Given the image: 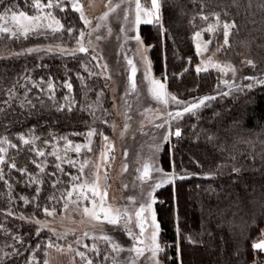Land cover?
<instances>
[{
	"label": "trees",
	"instance_id": "trees-1",
	"mask_svg": "<svg viewBox=\"0 0 264 264\" xmlns=\"http://www.w3.org/2000/svg\"><path fill=\"white\" fill-rule=\"evenodd\" d=\"M31 5L32 0H0V16L9 8L32 15L36 9ZM161 5L160 22L139 28L153 76L181 101L216 97L182 118L181 135H174L161 154L165 171L185 176L155 194L165 264H264V253L252 248L264 240V85L249 90L245 86L251 82L243 79H264V0H161ZM63 6L64 11L45 9L62 23L60 32L27 38L0 34V139L17 145L8 148L7 156L17 169L27 170L21 175L7 164L0 166L5 173L0 180V264H29L34 257L41 264L47 245L55 241L36 221L44 219L45 208L61 211L62 193L82 177L76 163L58 159L50 149L81 144L91 130L105 133L112 118L111 85L98 56L42 49L73 48L79 32H88L71 3L64 0ZM214 13L237 25L227 46L222 27L214 33L220 57L237 70L232 86L222 84L215 69L196 71L195 34L215 22ZM29 133L38 137L31 147L45 156L17 139Z\"/></svg>",
	"mask_w": 264,
	"mask_h": 264
},
{
	"label": "rangeland",
	"instance_id": "rangeland-1",
	"mask_svg": "<svg viewBox=\"0 0 264 264\" xmlns=\"http://www.w3.org/2000/svg\"><path fill=\"white\" fill-rule=\"evenodd\" d=\"M68 1L71 3V0ZM79 3L82 5L85 16L91 21L87 26L88 32L85 34L86 46L89 48V52L98 56L106 77L110 81L113 101L110 110L112 118L107 132L95 131L97 134L90 138L87 135L88 133L86 134L84 142L78 143L82 145L79 153L75 151L76 144H67L61 148L52 147L50 154L76 163L82 177L74 185L98 183L101 192H107L104 204L113 209H119L121 212L126 210L131 216V222L122 220L119 225H112L104 220L102 214L99 220H94L83 213L84 206L92 208L88 201H83L80 205L68 201L67 208L63 205L61 211L54 212L52 216L46 214L44 219L39 221L40 230L48 231L52 241H55L53 247H46L41 264H44L45 261H47V264H86V261L77 254L79 252H83L89 259H92L93 264H112L111 259H103L105 255L120 258L134 255V253H129L126 250L119 254L113 253L108 242L100 237L109 236L125 249L133 245L127 230H131L133 233L139 232L135 212L139 205L147 199L146 193L150 190V185L160 179V174L153 171V179L142 182L139 179L142 167L145 163H149L162 168L160 159L164 146L166 143L171 142L174 132L182 120H170L167 117V112L176 111L177 106L169 101L168 106L165 107L153 99L149 92L151 87L149 81L151 79L165 82L153 76L148 57L149 48L145 47L142 41L137 43L136 40L131 39L137 34V31L130 30L132 29L131 21L134 18V11H130L128 22L123 19L125 9L134 8V0L131 6L121 4L119 8H115V5L121 3V0H111V3H109V0H79ZM142 3L145 7H150V0H142ZM113 8H115V11L111 10ZM105 13H108V18L101 19ZM36 14L37 10L32 15ZM42 23L46 25L50 21L45 20ZM157 23L154 21L152 25ZM213 23L209 21L207 26L209 27ZM206 29L205 32H208ZM215 31L208 32L210 38L204 37L205 32L203 30L200 32L201 36L199 38H194L198 54V67L215 69L220 73L222 84L232 86L237 79V70L233 64L220 57L219 45L214 43V39H216ZM89 33L91 35H88ZM53 34L55 33L50 29L42 27L36 32H29L27 37ZM97 36L100 39H97ZM19 38L24 37L20 36ZM209 41L211 43H208ZM197 45L200 46L199 51ZM49 46L43 45L42 49H48ZM52 47L51 52L61 53L55 46ZM76 47L77 44L73 48H63L71 50ZM129 59L133 61L137 69L134 77L137 86L135 92L129 91V76L131 75V69L127 62ZM214 64L231 65L235 69V73L228 71L225 75L213 67ZM104 65H107L106 70ZM223 81H228L229 84L226 85ZM215 92L216 90L211 93L215 94ZM188 102H195V99ZM165 120H169V123L165 124ZM158 124H164V127L157 128L156 125ZM125 125H127V129H125ZM169 130L173 135L169 137L168 141H164L163 137ZM104 136L108 137L107 141L104 140ZM89 140L91 141L90 145ZM84 145H89L91 151H88L87 147H83ZM109 148H111V151H109ZM102 153L105 155H102ZM125 165L127 170H125ZM81 168H83L82 172ZM163 171L165 173L173 172H167L164 169ZM170 184L173 183L165 184L159 189ZM159 189L154 190V198ZM129 198H134L135 203H132ZM153 210L155 212V204ZM144 215L148 221L145 224L147 229L145 235L147 236L152 230L150 226L151 216L148 213ZM156 221L158 223L157 217ZM160 232L158 243L161 245ZM84 245L88 247H84ZM93 246L99 249V255L91 250ZM158 255L161 264H165L164 252L162 251ZM149 256L150 253L146 251L137 260V264H152ZM37 262V260H31L29 264H37Z\"/></svg>",
	"mask_w": 264,
	"mask_h": 264
},
{
	"label": "snow or ice",
	"instance_id": "snow-or-ice-1",
	"mask_svg": "<svg viewBox=\"0 0 264 264\" xmlns=\"http://www.w3.org/2000/svg\"><path fill=\"white\" fill-rule=\"evenodd\" d=\"M109 3H111V0H109ZM64 0H47V2H44V0H32V7L37 10L36 15H29L24 11H17L12 8H9L3 16H0V21H4V23L0 24V34H7L11 38H19L20 36H23L24 38H27L29 32H36L40 28H47L50 29L53 33L60 32L63 29V25L60 23L58 19L53 16L51 11L45 12V9H54L59 8L60 11H64L65 8L63 6ZM72 9L73 11L79 12L80 19L83 21L85 27H87L91 21L85 16L84 11L82 10V5L79 3V0H71ZM121 4H128L132 5L133 0H121V3L115 5V8H119ZM161 0H150V7H145L142 3V0H134V8H126L124 12L123 19L125 22L129 21V14L130 11H134V18L131 21L132 29L133 31H137V34L131 39H134L137 41V43H141V37L138 34V29L141 24H152L154 21L160 22L161 16ZM115 8L111 9L112 11H115ZM10 13V15H9ZM215 17V23L209 25V27L206 29L208 32H214L217 28L222 27L223 29V44L227 46L229 44V36L232 34V29L236 28V22L233 21H221L219 13H214ZM108 13H105L101 19H107ZM202 19H208L207 16H202ZM50 21L48 24H43V21ZM162 26V25H161ZM95 31V29H93ZM73 32V29H68V34L71 35ZM88 35H91L89 33ZM201 36L200 32H197L195 34L196 38H199ZM97 39H100L99 36L96 37ZM208 43H211L209 41ZM76 44L77 47L75 49H65L61 45H56L55 48L59 49L62 54H69V55H76L77 53H83L88 54L89 48L86 46L85 43V32L80 31L78 37H76ZM206 47V45H205ZM198 51L200 46L197 45ZM53 47L49 46L47 51H52ZM28 52L37 51L34 49H28ZM92 59H97L96 56H92ZM145 59H147L145 57ZM128 65L131 69V75L129 76V91L135 92L136 91V82H135V75H136V67L133 64V61L129 59ZM247 64L249 66L255 67V64L252 60H248ZM213 67L217 68L220 72H223L225 75L228 71H232L235 73V69L231 65H220V64H214ZM104 68L106 70L107 65H104ZM207 71V68H201L197 67L196 71L197 73L201 71ZM94 73H90L92 75ZM148 78L146 74V79ZM246 81H250L251 83L247 84L245 87L247 89H251L255 85H264V79H261L259 77L254 76H245L243 78ZM150 89L149 92L153 99H155L157 102L161 103L165 107L168 106L169 101H171L174 105L177 106L176 111H168L167 117L170 118V120H179L182 119L185 114L191 113L195 114V110L199 109L201 106L205 105L206 101L214 100L215 96H205L203 98H200L197 102H184L179 100L175 95H169L166 91V84L162 83L159 80L151 79L150 81ZM226 85L229 84L228 81H223ZM34 87L36 85H33ZM65 87L68 88L69 92H71V84L66 83ZM43 90V89H42ZM48 90L50 92L49 98H54V89L53 85L49 81L48 84ZM11 95V90H10ZM223 95H229V93L225 92ZM27 99V98H26ZM65 100H67V97H65ZM7 103V102H6ZM30 104L31 101H28ZM127 103V102H126ZM182 105V107H180ZM24 105L22 104L21 107ZM34 107V105H33ZM64 106H58L59 110H63ZM71 108H69V111ZM3 109H0V112H3ZM130 119V117H129ZM169 123V120H165V124ZM157 128L164 127V124H158L156 125ZM125 129H127V125H125ZM97 133L95 130H91L88 132V137H92L96 135ZM173 135V133L169 130L163 137L164 141H168L169 137ZM174 135L176 137H179L181 135L180 130L177 128L174 132ZM17 139L23 144L30 146L29 151H35V154L39 157L45 156V152L38 149V148H32L31 146L34 145L35 141L38 139L34 134L29 133L25 135H20L17 137ZM211 139V138H210ZM104 140L107 141L108 137L104 136ZM47 143V142H45ZM91 141L89 140V145ZM89 145H84L83 147H87L88 151H91V148ZM82 145H75V151L77 153L80 152ZM8 148L15 149L17 148V145L12 143L10 140H8L6 137L0 139V166H3L7 164L10 168L16 169L21 173V175H27L26 169H17L16 163L13 159L7 156ZM109 151H111V148H109ZM102 155H105L102 153ZM125 155H127L125 153ZM59 159V157H57ZM35 163L36 167L39 168L41 171H43L42 165L37 162L33 161ZM57 168H59V165H57ZM125 170H127V166L125 165ZM83 171V168H81V172ZM157 172L160 174V179L158 182H154L150 185V190L146 193L147 199L143 203H141L135 212V217L138 221V227L139 232L133 233L131 230H127V234L129 238L133 241V245L125 249L120 244L115 242L111 237L109 236H101L100 238L107 241L108 244L111 247V250L113 253L119 254L123 251H128L129 253H134V255H130L126 258H120L118 256H112L109 257L108 255H105L103 257L104 260H112V264H137V260L144 255V253L147 251L150 253L149 259L152 262V264H161V261L159 259V253L163 251L161 248V245L158 243V234L160 231L159 224L156 221V215L153 210V205L156 203V200L154 198V190L159 189L160 187L164 186L168 183H174L175 179H184L185 176H180L176 174L174 171L172 173H165L162 168L155 167L152 164L145 163L142 167V173L139 179L142 182H147L149 180H152V172ZM234 172L239 173L240 169L234 168ZM4 170L3 167H0V180L4 179ZM79 177H73V180H78ZM29 180L33 183H36L38 181L34 180L29 175ZM6 182V181H5ZM53 187H55V182L53 183ZM90 193V195H89ZM39 195V190H37V196ZM107 196V192H101L100 186L98 183L93 182L91 185L88 184H79V185H73L71 190L67 191L66 193H62L61 198L65 201L64 207L67 208L68 201H72V203H75L77 205L82 204L83 201H88L92 208L90 209L88 206L83 207V213L85 216L90 217L94 220H99L101 218V214L103 215L104 220H106L107 223L112 225H119L122 220L126 222H131V216L128 214V212L125 210L124 212H121L119 209H113L111 207H108L104 204V200ZM24 199L23 197H21ZM35 199V197H34ZM132 203H135L134 198H129ZM27 203L28 201L25 200ZM97 209H99L97 211ZM45 213L48 216H52L54 214V209L49 210L47 208L44 209ZM145 213L150 214L151 220H150V226H151V232L146 236L145 233L147 231L145 224L148 223V221L145 218ZM11 214V213H9ZM21 219H24V217H21ZM37 224H39V221H36ZM87 235V234H86ZM78 242V241H77ZM190 243H196L195 241H192L189 239ZM53 243H49L47 247L51 248L53 247ZM84 247H88L87 245H84ZM252 248L254 251H258L260 253H264V240H261L260 242L253 243ZM92 251H95L97 255H99V249L95 246L92 247ZM86 261V264H93V260L89 259L83 252L77 253ZM35 260V257L33 258ZM44 264H47V261L44 262Z\"/></svg>",
	"mask_w": 264,
	"mask_h": 264
}]
</instances>
